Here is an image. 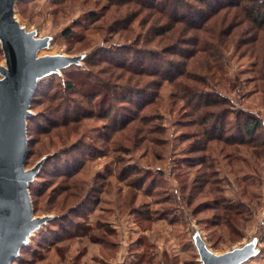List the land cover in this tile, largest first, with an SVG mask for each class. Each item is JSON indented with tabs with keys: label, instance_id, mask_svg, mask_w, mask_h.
Listing matches in <instances>:
<instances>
[{
	"label": "rangeland",
	"instance_id": "obj_1",
	"mask_svg": "<svg viewBox=\"0 0 264 264\" xmlns=\"http://www.w3.org/2000/svg\"><path fill=\"white\" fill-rule=\"evenodd\" d=\"M160 2L16 0L15 19L42 41L38 56L67 61L39 77L29 107L25 169L38 165L28 184L33 216L42 221L11 264H204V251L264 264V131L231 148L202 134L217 120L234 130L237 114L240 123L250 116L264 121V50L246 42L256 30L236 10L222 13V26L240 23L232 43L247 44L218 46L221 68L199 69L209 87L197 84V93L221 101L206 107L212 116L199 124V98L190 102L182 85L206 60L178 66L182 56L174 51L186 54L200 32L175 24ZM193 5L195 17L200 6ZM155 22L175 29L161 43L146 42ZM70 70H81L72 90L65 86ZM85 72L98 76L97 90L87 91ZM101 97L107 103L97 106ZM143 100L149 102L138 119L125 123ZM204 144L208 152L197 151ZM228 152L232 159H224ZM202 156L204 166L196 163Z\"/></svg>",
	"mask_w": 264,
	"mask_h": 264
},
{
	"label": "water",
	"instance_id": "obj_2",
	"mask_svg": "<svg viewBox=\"0 0 264 264\" xmlns=\"http://www.w3.org/2000/svg\"><path fill=\"white\" fill-rule=\"evenodd\" d=\"M16 0H0V43L5 66H0V264H11L27 235L41 221L34 218L28 181L38 165L25 169L26 120L39 77L66 58L39 57L42 41L34 39L15 19ZM204 264H238L242 255L212 258Z\"/></svg>",
	"mask_w": 264,
	"mask_h": 264
},
{
	"label": "trees",
	"instance_id": "obj_3",
	"mask_svg": "<svg viewBox=\"0 0 264 264\" xmlns=\"http://www.w3.org/2000/svg\"><path fill=\"white\" fill-rule=\"evenodd\" d=\"M194 2L198 3L200 6V10H199L200 12L197 11L199 15H195V17L193 14L189 13V9L195 8L193 5ZM113 4L115 3L113 2ZM159 5H161V8H159V11L163 14L166 13L168 17H170L174 21L175 24L186 22L190 24L189 26L192 27L193 29L195 28L199 29L200 33H196V34L194 33V36H192L194 37V39H191V41H189L188 49L185 48L186 54L177 53V47L174 51L175 52L174 54L182 56L180 57L182 59L175 61L178 64V66L179 65L181 66V63L183 62H186L185 65L188 66V59L190 62V60L192 59L194 60L195 58V60L193 61V64L195 63V61H198L201 59L202 61L206 60L205 66L200 67L197 64H195L192 67L191 69L192 71L191 72L189 71V75H185V78L189 80V82H185L182 85L184 92H186L185 94H188V96H190V98L188 99L190 102H192L193 100L192 97L195 98L196 96H198L199 102L196 103L193 114L194 113L198 114V111H201L202 112L201 117L203 116V118L198 123L199 124L205 123L206 120H208V118L212 116V113H209L206 110V107L219 105L221 104V101L219 99H210L209 96L205 97L203 100L202 98L204 97L205 93H197L198 91L197 84H202L204 86L209 87L208 81H206L205 73L214 72L212 71L214 70V68L216 69L221 68L220 57L218 54H216V51H219L218 46H222L223 44L226 43V45L231 44L232 46L236 47L238 46L237 43L240 41L241 45L247 44L246 42L259 43L260 44L259 47L256 46L257 49L259 51L261 49L264 50V46L262 45L264 44V40H263L264 39V35H263L264 34V0H161ZM183 6L185 10L181 11L180 9ZM229 8L231 10L232 9L236 10L234 11L235 14L237 15L236 18H241L243 20V23L249 24L248 25L249 27L253 28V30H256V32L254 33V37H251L246 42L242 41L241 39L240 40L237 39L236 44L232 43L234 40L232 38V34H233L232 32L234 28L238 26L240 23L236 22L237 25H235L233 24V22H229L227 27L226 25L222 26L223 19L221 18V15L223 12H227L228 10H230ZM170 9H172V12L171 11L168 12ZM210 25H212V30H210ZM109 28L111 27L109 26ZM174 29H175L174 25H171L170 27H168L165 25V23L158 25V23L155 22L154 24H152V29H151L152 33L149 34V32H147V36H150V37H146V42L156 41L157 43H161V38L169 30H174ZM225 29H227V32H224ZM0 53L4 55L1 43H0ZM168 53L170 54V49H167L166 51L163 52L164 55ZM200 53L202 55H199ZM105 61H108V63L110 62V65L114 64L112 60H105ZM122 66L126 67L127 69H131L130 65L122 64ZM172 67H176V65L173 64ZM199 69L201 70V72L203 71L205 73L201 74ZM79 71L70 70L65 73L67 77L65 86L67 89L72 90V88H74L73 83H72V78H73L72 76L75 73H78ZM177 72L178 74H181V75L184 73L185 74L187 73L185 70H182L183 73L181 72V70L180 71L178 70ZM85 74L90 78L88 79L89 89L87 91L93 92L97 90L98 86H100L98 83L99 82L98 76L96 74L87 73V72H85ZM157 74H158V71H157ZM262 74L263 76L261 80H264V73ZM170 78L171 77H169V79ZM190 81H191V84H190ZM94 97L93 95L87 96V100H88L87 106L91 105V102L93 101ZM101 98L102 99H99L100 101L98 100L97 106L106 105L107 102L105 101V99L103 97ZM200 98H201V101H200ZM131 102L134 103L133 101ZM148 102L149 101L143 100L141 103H137L135 106L136 107L135 113L133 115H130L127 118V120L125 119L124 120L126 121L125 123L137 120L138 117L140 116L139 115L140 113L138 112L143 110L145 108V105H148ZM190 106L191 105H189V107ZM230 113H233V112L230 110ZM224 114H225V110H224V113H221L220 115L222 116ZM226 118L227 116L225 117V119ZM235 118H236V122L233 124L235 128L234 130L226 129L227 127L223 124L224 121L222 120V122L220 123V120H217L211 124L210 129L203 131L202 134H206L208 136L207 140L209 142L216 139V140H219L225 143V145H227L230 148L237 147L238 145L246 143L245 140L247 139L251 141V139L258 134L261 136L263 135L264 121L259 119V117L257 116L246 117L241 121L242 124L239 121L240 119H239L238 114L235 115ZM226 120L228 121L229 119H226ZM260 132H263V133L260 134ZM241 134H244L243 138H246V139L238 140L237 139L238 135H241ZM260 142L263 145L261 149V152H262V150H264V136L261 137ZM28 143H29V140H28ZM196 149L199 152H208L206 150H209V146H207V144L198 145ZM29 154H30V150H29V147L27 146V155H26L25 164L27 163V157ZM230 156H231L230 152H228V154L225 156L224 159H226L227 157L228 159L230 158L232 159V157ZM52 157H53L52 155L46 156L43 163H45L47 160H49ZM206 159L207 157L204 158V156H202L201 158L197 159L198 162L196 163H199L198 165L204 166L206 163ZM191 160L192 159H190V162ZM179 162L180 164L182 162H186V159H183L182 161H179ZM180 164L178 163V165ZM227 209L225 208V210Z\"/></svg>",
	"mask_w": 264,
	"mask_h": 264
}]
</instances>
